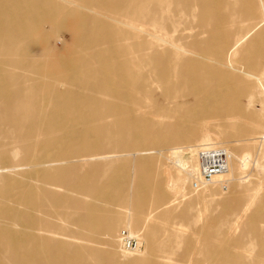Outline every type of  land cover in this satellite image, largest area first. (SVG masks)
I'll list each match as a JSON object with an SVG mask.
<instances>
[{"label": "bare ground", "instance_id": "bare-ground-1", "mask_svg": "<svg viewBox=\"0 0 264 264\" xmlns=\"http://www.w3.org/2000/svg\"><path fill=\"white\" fill-rule=\"evenodd\" d=\"M173 2L183 10L194 7L198 34L186 45L167 46L166 53L160 54L155 50L150 53L145 37H138L135 26L127 23L128 16L137 13L139 6L149 5L154 11L157 0H0V7L6 9L0 12V53L7 62L0 65V125L18 129L11 133V141L0 142V182L4 183L0 185V196L5 193L0 205H7L0 208V264H76L83 253L114 264L120 223L141 246L143 241L153 248L150 233L140 234L154 222L152 215L142 216L151 203L171 207L186 197L188 185L204 197L216 187L227 190L234 182L249 183L252 166L264 171V152L262 162L250 153L254 148L258 155L264 151V103L261 115L246 113L240 102L241 97H249L250 105L258 96L255 87L264 97V0ZM220 6L227 9L223 11ZM74 7H85V11L74 15ZM60 16L72 18L71 25L79 39L71 47L70 57L59 63H68L73 81L68 80L65 69L54 66V49L44 36V25L55 24ZM245 26L248 27L243 29ZM229 28H234L237 35L243 30L246 41L230 42ZM35 33L34 42L21 45V40L27 41ZM198 35L205 38L200 40ZM184 40L180 37L176 41ZM161 46L166 44L155 47ZM33 48L35 55H28ZM183 48L186 52L179 55L178 50ZM146 63L152 70L145 68ZM7 66L23 71L29 78L36 77L32 82L41 89L44 109L39 110L31 99L20 100L15 87H11L14 77L8 74ZM135 68H139L138 73ZM148 81L158 83L169 101L164 113H190V120L175 122L174 117L163 114L156 117L148 108L152 95L151 90H146ZM188 97L192 98L190 102ZM198 106L201 111L194 114ZM155 118L163 126L151 128ZM235 128L243 131L245 137L230 141V130ZM107 135L114 137L115 147L128 151L100 152ZM163 145L168 147L165 157L158 153L157 159L121 162L125 166L131 164L133 178L138 177L134 189L128 187V177L115 186L110 185L111 180L99 181L97 176L103 165L77 174L82 162L126 152H148ZM201 147L224 148L230 161L225 174L195 190ZM54 151L59 152L51 154ZM20 153L23 156L17 159ZM20 168L25 169L22 176L28 183L6 192L13 180L10 170ZM74 177L76 186L72 187ZM30 184L43 190L35 201L28 202L25 194ZM164 186L174 199L170 203ZM238 188L237 194L250 189L252 192L246 200L234 201L233 208L239 215L232 230L243 227L256 234L257 253L251 261L264 264V242L259 241L264 224V182ZM20 200L14 207L13 203ZM126 201L129 208L115 216L107 215L108 211L111 213L107 204ZM71 212H81L76 220L79 237L55 232L57 224ZM121 233L119 249L122 258L129 261L119 264H147V254H138L141 249L134 252L122 248ZM98 235L104 237L102 250L95 245ZM242 239L232 243L225 238L219 240L211 264H238L244 255H250L252 252ZM181 264L195 263L189 257Z\"/></svg>", "mask_w": 264, "mask_h": 264}, {"label": "rangeland", "instance_id": "rangeland-1", "mask_svg": "<svg viewBox=\"0 0 264 264\" xmlns=\"http://www.w3.org/2000/svg\"><path fill=\"white\" fill-rule=\"evenodd\" d=\"M158 3L156 4V8L154 11L146 5L140 7L137 13L128 16L127 23L130 25L135 26V34L140 37H145V45L149 46L151 50L149 51L152 53V50L160 54L166 53L169 49V46H176V45H186L187 40H190L193 37L197 36V28L195 27V10L192 6L188 10H183V8L174 3L173 0H157ZM68 8V7H66ZM85 7L79 8L74 7L72 10L74 11V15H78L80 11H85ZM219 9L225 11L227 8L225 7H218ZM12 9H9L11 11ZM63 10V8H62ZM6 9L0 7V12H5ZM59 15V14H58ZM65 24L63 29L60 27ZM69 24L70 26H68ZM72 18L69 17L68 19L64 16H60L55 24L51 26L49 24L44 25L45 33L48 38V43L52 49H54V54L52 55V62L54 66L59 69H65L67 71V77L69 81H73V77L69 76L71 74V68L69 67L68 63L63 66V64H59L61 59H68L70 57V53L72 51L71 47L74 43H78L79 39L77 37V33L72 27ZM248 26L243 27L246 29ZM137 28H142L140 31ZM232 36L230 37V42L240 44L245 42L247 37H243V30L237 35L236 30L234 28H229L228 30ZM52 32V33H51ZM36 33L33 34L27 41L21 40V45L27 44L29 41L34 42L36 40ZM60 36V41L57 40V37ZM180 37H184V41H176ZM200 40H203L205 36L198 35ZM42 41V39H41ZM63 41V42H61ZM170 41H173L174 44H171ZM2 41L0 40V43ZM161 43H165L166 46H161L156 48ZM257 41L254 43L256 44ZM168 46V47H167ZM258 45L257 48H259ZM141 49V48H140ZM179 55H182L186 52L185 48L178 50ZM34 48L28 53V55L34 54ZM24 57H29V56ZM251 55V54H250ZM244 54L241 56L243 57ZM262 58V57H261ZM243 60H247V57L242 58ZM20 62L23 61V58L19 59ZM264 60V57L262 58ZM6 58L3 54L0 53V65L6 64ZM264 63V62H263ZM145 67L148 71L152 70L148 63ZM18 66V65H17ZM14 67L7 66L6 69L8 74L14 77L13 83L11 87H15V91L17 94L20 95V100H28L31 99L35 102V105L39 110L44 109L45 105H43V99L41 98V89L36 87L35 84L32 82L34 78L24 73L23 71H18L17 69L13 71ZM15 69V68H14ZM145 69V70H146ZM135 72H139V68L134 69ZM16 77V78H15ZM146 90H151L152 95L150 98V105L148 108L154 111V114L157 116L163 114L169 117H174L175 122H184L190 120L192 115L183 114L175 111L168 112L167 114L164 111L169 108V101L162 95V88L158 83H152L148 81L146 83ZM254 92L258 95L255 100L251 101L249 105V97H241L240 102L244 107L247 109L248 114H263V103L264 97L262 94L259 93L258 88H254ZM258 92V93H257ZM176 93V92H175ZM174 93V94H175ZM191 97L187 98V102L191 101ZM145 102V101H142ZM196 111L194 114H198L201 111V106L196 107ZM18 115L21 113L18 112ZM152 123L153 129L157 126H163V123L160 122L159 118H155ZM17 128L7 127L6 125H0V142H9L11 141V133H17ZM25 132V129L22 130ZM8 133V134H7ZM231 136L229 138L230 141L232 140H239L245 137V133L238 128L234 130H230ZM114 137L112 135H107L104 139L103 146L100 149V152H125L128 150L121 149L119 147H115L113 145ZM177 147V146H174ZM7 149V147L5 148ZM168 147L165 145L162 148H153L151 150L138 152H126L121 155H111L101 159H91L87 162H82L79 164L82 168L77 169V174H83L84 172L89 173L90 169H93L94 165H103L100 172L98 173L97 179L99 181L111 180L110 185L115 186L121 179L126 180L128 177V187L134 189L138 183V177L133 178L134 169L132 171V166L129 164L128 166L123 165L121 162L125 161H133L137 162L138 159L143 158H160L167 156ZM159 151V152H158ZM163 151V152H161ZM9 152V149H8ZM59 151H54L51 154H56ZM252 152V158L256 159L260 157L261 161V154L264 151L259 152L254 148V150H250ZM70 153V151H69ZM136 153V154H135ZM144 155H143V154ZM160 155H159V154ZM141 154V155H140ZM137 155V156H136ZM143 155V156H142ZM159 155V156H158ZM23 153H20L17 159L22 158ZM118 157V158H116ZM161 157V158H162ZM81 160H85L81 158ZM259 160V159H258ZM166 162V161H165ZM262 162V161H261ZM264 162V160H263ZM167 163V162H166ZM170 166V165H169ZM13 173L10 174L12 182H9L6 186V192L8 190H16L23 188L28 181L22 176L25 173V169H17V170H10ZM132 171V172H131ZM3 175L2 172H0ZM248 179L250 180L249 183H241L243 185H239L238 182H234L230 184L225 190L222 186L214 188L211 193L205 194L204 197H199L201 191H192L190 186L188 185L185 190L186 197L174 202V206L169 207L168 205L165 207H159L156 203H151L150 207H146L142 211V216L152 215L154 217V222L146 225L140 232L147 234L150 233L152 236V243L153 248H149L145 245L142 241L141 252L138 254L146 253L147 257L149 258L148 263H160V264H181L183 261H187L189 257L192 258L195 264H204L209 263L211 264L212 260L216 257L214 252L215 245L218 243L219 240L225 238L227 242L232 243L234 239L243 238L242 240L245 243L246 249L249 250L250 255H244V258L239 261L238 264H254L251 261V258L257 253V249L255 245L257 243L256 234L252 233L250 230H244L243 227H240L236 230H232L233 224L235 223L236 217L239 215V212L234 210L233 203L235 200L237 201H244L247 199L249 193L252 190L243 191L241 194H237L239 190V186L245 187H252L258 184L259 181L264 182V171L260 168L251 167L248 171ZM81 176V175H80ZM4 177V176H1ZM29 175H27V178ZM79 177V176H78ZM77 178L74 177V180L70 182L72 187H75V182ZM3 181L0 182V185H3ZM165 191L167 192V200L168 203L172 202L174 199L172 198V194L170 190L167 191V188L164 186ZM43 188L40 187L42 192ZM39 191L36 189L34 184H30L27 187V191L25 194V200L30 202V200H36V197L39 195ZM199 193V194H198ZM5 193H2L0 197H3ZM248 194V195H247ZM187 199V200H186ZM44 200V199H42ZM20 201H15L13 206L20 203ZM25 202V201H24ZM47 203L44 201V204ZM108 208H110L111 213H107V215L115 216L118 211L126 210L129 208V201L120 203L119 205L114 202L112 204H107ZM7 205H0V208H6ZM134 208V202L133 206ZM74 212V211H73ZM81 212L69 213L68 217L58 223L55 229V232L65 234V235H73L75 237H79L78 235V225L76 220ZM169 214V216H167ZM143 222V221H142ZM262 230L259 233V241L264 242V224ZM128 231L124 229L122 224L120 223L116 232V240H118V244L114 246V254H115V261L114 264L120 263H127L129 260H124L122 258L123 254L120 252L119 249V234L122 231ZM129 232V231H128ZM232 232V233H230ZM130 233V232H129ZM133 236L137 235L132 234ZM102 235H98V238L95 239L97 243L95 245L98 247L99 250L105 248L102 244L104 242ZM139 238V237H138ZM142 237H140L141 239ZM258 241V242H259ZM195 249V250H193ZM203 249V250H202ZM132 254V255H138ZM252 256V257H251ZM110 264L109 260H106L102 257H93L89 256L86 253H83L80 260L76 262V264ZM147 263V264H148Z\"/></svg>", "mask_w": 264, "mask_h": 264}, {"label": "built area", "instance_id": "built-area-1", "mask_svg": "<svg viewBox=\"0 0 264 264\" xmlns=\"http://www.w3.org/2000/svg\"><path fill=\"white\" fill-rule=\"evenodd\" d=\"M200 164L199 175L193 182V189L198 190L210 185L220 175L228 171L230 154L224 148L201 147L198 149ZM122 248L127 251H138L141 249L139 242L129 236L126 231L121 233Z\"/></svg>", "mask_w": 264, "mask_h": 264}]
</instances>
